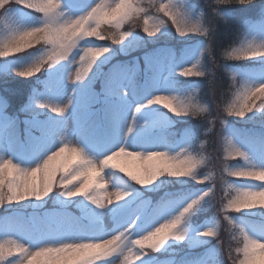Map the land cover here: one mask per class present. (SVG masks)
Returning a JSON list of instances; mask_svg holds the SVG:
<instances>
[{"label": "snow or ice", "instance_id": "obj_1", "mask_svg": "<svg viewBox=\"0 0 264 264\" xmlns=\"http://www.w3.org/2000/svg\"><path fill=\"white\" fill-rule=\"evenodd\" d=\"M0 264H264V0H0Z\"/></svg>", "mask_w": 264, "mask_h": 264}, {"label": "trees", "instance_id": "obj_2", "mask_svg": "<svg viewBox=\"0 0 264 264\" xmlns=\"http://www.w3.org/2000/svg\"><path fill=\"white\" fill-rule=\"evenodd\" d=\"M133 30L135 31L136 29H133ZM136 56H142V53L139 52V51H134V52L131 53L128 57H124V58H126V59H130V58H134V57H136ZM206 98H207V96H206ZM209 153H211V154L213 155V157H214L215 154L212 152V149H209V150H208V153H205V154L207 155V154H209ZM237 159H239V158H237ZM240 162L242 163L243 161L241 160ZM232 163H235V161H232ZM216 167L218 168L219 165L217 164ZM203 170H204L205 172H207L209 169H208V168H204ZM217 174H218V173H217ZM223 194H224V193H223V190H221V191L218 193V197H222ZM225 238H226V241H230V240H231V237L228 236L227 233H225ZM233 246H235V245H234V242H233Z\"/></svg>", "mask_w": 264, "mask_h": 264}]
</instances>
